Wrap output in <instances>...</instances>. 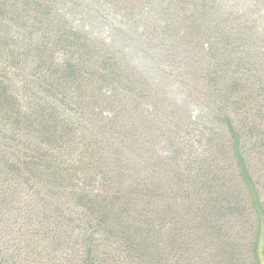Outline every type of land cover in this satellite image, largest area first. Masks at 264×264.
I'll return each mask as SVG.
<instances>
[{"label": "trees", "instance_id": "1", "mask_svg": "<svg viewBox=\"0 0 264 264\" xmlns=\"http://www.w3.org/2000/svg\"><path fill=\"white\" fill-rule=\"evenodd\" d=\"M263 234L264 0H0V264H260Z\"/></svg>", "mask_w": 264, "mask_h": 264}, {"label": "rangeland", "instance_id": "2", "mask_svg": "<svg viewBox=\"0 0 264 264\" xmlns=\"http://www.w3.org/2000/svg\"><path fill=\"white\" fill-rule=\"evenodd\" d=\"M231 3L235 1L238 3H242L243 0H230ZM233 1V2H232ZM242 1V2H241ZM91 20L95 18L94 15L90 14ZM96 22L92 26V29L95 30L96 34H98L101 37H110L113 39V37L116 39L117 42L120 43L119 46H122L123 49H125L128 59L135 64L138 68H140L142 71L144 70V74L148 77L152 78L155 77L157 73L154 74V72L157 70L156 66L152 62V60H155V58H151L148 56V53L145 51V48L138 49V45L129 43L126 38L123 36V23L121 20H118L117 18L113 20V18L108 17L107 20H93V23ZM141 31V30H140ZM142 32V31H141ZM136 38V37H135ZM144 42V41H142ZM151 71V72H150ZM158 81V80H157ZM190 89L186 88L185 94L190 95ZM261 246L258 248L259 258H260V264H264V234L261 236Z\"/></svg>", "mask_w": 264, "mask_h": 264}]
</instances>
